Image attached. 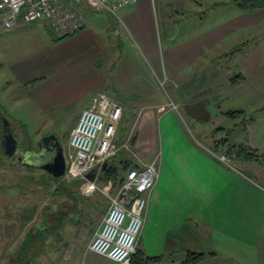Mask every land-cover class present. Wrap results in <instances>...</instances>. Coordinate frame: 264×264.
<instances>
[{"label": "rangeland", "instance_id": "374dc122", "mask_svg": "<svg viewBox=\"0 0 264 264\" xmlns=\"http://www.w3.org/2000/svg\"><path fill=\"white\" fill-rule=\"evenodd\" d=\"M215 2L150 0L160 58L172 40L170 28L176 32L173 39L182 35L190 39L220 22L229 14L228 10L237 11L233 7L208 10ZM82 8L88 30L98 41L94 45L90 37L52 40L42 22L26 24L11 32L0 29V106L6 107L11 102L12 108H7L11 128L17 130L20 143L36 151L41 136L52 132L68 151L70 133L85 100L96 92H106L97 91L103 86L102 81L111 84L116 97L132 91L127 95L130 98L140 93L138 88L144 80L147 91L140 95L138 108L147 98L158 97L177 106L156 118V127L161 126L162 130L158 142L150 148L130 144V139L136 136V130L130 128L129 146L123 156L140 166L157 160L163 191L155 208L156 218L153 208L150 212L145 236L152 231L159 234L174 214L177 223L171 231L172 242L176 244L174 254H170L172 260L186 257L191 251L204 255L198 264H264V20L250 34L230 38L222 45V52H213L215 55L211 54L201 67L192 68L189 76L173 80L169 76L165 79L161 67L157 70L137 35L124 27V30L117 28L120 23L115 16L117 24L112 34L109 13L88 6ZM196 13L202 14L201 18L195 17ZM258 15L263 17L264 12ZM47 29L58 38L51 28ZM15 63L16 66L25 63L22 69L32 77L18 79L16 74H22V70L11 73L9 69ZM240 73L244 81L237 85L238 93H224L230 86L229 79ZM22 80L28 81L27 84L13 85L9 97L23 98L28 92L29 96L52 99L57 106L38 113L33 108H20L21 102L10 100L6 104L5 98H9L4 93L6 84ZM43 91L47 95H41ZM131 110L135 122L137 109ZM240 110L245 119L225 114ZM18 122L22 127H18ZM222 139L238 148L258 149V158L248 162L225 156L223 144L216 143ZM216 146L220 152L214 153ZM23 149L18 150L19 156ZM43 163L39 161L35 163L37 167L27 169L15 156L8 157L0 150V233L1 239H7L0 248V264H8L17 255L29 232L37 235L42 231L46 235L41 234L34 241L37 264H108L106 258L89 251L88 245L108 210L109 197L116 194L119 186L110 180L99 181L98 175L94 192L85 195L81 189L83 181L75 186L81 179L61 177L59 182L54 181L39 168ZM213 164L222 174L223 182L211 172ZM126 172L127 169L124 175ZM225 175L233 176L234 181L235 176L240 178L241 195L231 199L232 205L226 208L225 196L230 192L236 195V191ZM68 192L76 193L75 201ZM175 197L182 203L167 214ZM55 218L59 221L54 224ZM152 220L159 225L150 230ZM52 227L54 230H49ZM227 234L235 239H228ZM164 249V254H168L171 246Z\"/></svg>", "mask_w": 264, "mask_h": 264}, {"label": "built area", "instance_id": "2783aa9c", "mask_svg": "<svg viewBox=\"0 0 264 264\" xmlns=\"http://www.w3.org/2000/svg\"><path fill=\"white\" fill-rule=\"evenodd\" d=\"M139 0H0V29L10 30L19 19L25 24L46 21L59 39L85 28L82 7L117 15L118 11L136 5ZM177 106L170 100L156 108L163 114ZM123 117L122 106L106 92L95 93L80 112L69 138L65 178L81 179V189L90 195L104 163L115 157L121 147L116 143ZM129 141L122 145L128 149ZM223 160V158H222ZM157 160L130 168L110 203L101 225L95 231L88 250L110 264H130L141 235L148 196L158 179ZM87 175H90L87 178Z\"/></svg>", "mask_w": 264, "mask_h": 264}, {"label": "crops", "instance_id": "0c3cea01", "mask_svg": "<svg viewBox=\"0 0 264 264\" xmlns=\"http://www.w3.org/2000/svg\"><path fill=\"white\" fill-rule=\"evenodd\" d=\"M164 1H167V0H164ZM216 2H219V0H216ZM221 2H223V1H221ZM232 9H236V8H232ZM261 12H264V10H261L259 12H255L252 14H243V13L238 12V10L233 11V12L228 10L229 14L226 16H223L222 20L220 22H218L214 25H211L204 33H201L198 36H192V38H190V39L183 38V35L181 36V38H178V40L173 39L176 32H174V30L170 28L168 31L173 32L172 33V40H169L168 45H167V49L165 50V52H162L161 58L159 56L157 43L155 42L156 37H155V32H154V23H153V18H152V7L150 5V0H139V2L136 5H130V6H127L123 9L119 10L116 16L109 13L111 15L110 18H111V24H112V25H110L111 27L109 28V33L112 32V34H113V32L115 31L114 29L116 28V24H117V23H115V21L113 19V16H115V18L118 19L119 23H120V24H117V26H118L117 28L120 27L121 30H124V28L128 29L131 32H133L135 35H137L138 41L144 46L145 51L154 60V64L156 65V68H158L157 70H160V67H161V70L164 74L165 79L166 78L168 79V76H169L170 79L175 80L177 78H183V77L189 76L190 75L189 71L194 67H199V66L201 67L204 63H206L208 61L209 58L212 57L211 54L215 55L219 52H222V50H221L222 45L229 42L230 38H234L235 36H238V38H239V37H241L240 35H242V34L243 35L244 34H250L251 32L255 31V27L257 25H260L262 23V21L264 20V16L262 17V16L258 15ZM83 15H84V13H83ZM84 17H86V16H84ZM200 18H201V16H200ZM38 22H42V25L44 26L45 30L47 32L49 31V29H47L48 25H47L46 21H38ZM85 24H86V26L84 29H82L81 31H79V32L75 33L74 35H71L67 38H70V37L73 38L74 37L75 39H78V38H84V37L89 38L90 37V43L92 45H94L93 43L98 42V41H96L95 34H92V35L90 34L91 30H88V23H87L86 18H85ZM21 26L24 27L27 25L24 24V22L19 19L17 24L15 25V27L10 29V30H7V31L11 32L12 30H15ZM48 35L50 36V38L52 40H56L54 38L53 34L50 35L48 33ZM170 36H171V33H170ZM93 47H95V46H93ZM213 52H216V53L214 54ZM160 59L162 60L161 65H160ZM17 62H21V61H17ZM24 64L20 65V66H16V63H15V65L13 67L9 68L11 73L12 72L13 73L19 72L17 69L22 70V71H20L22 74H16L18 79H24V77L27 78L28 76L32 77L30 73H26V70L22 69ZM11 76H14V75H11ZM243 81L244 80H242L240 83H238L236 85L229 83L231 86V89H230V86H228L227 87L228 90H226L224 93H226L227 91H228V93H230L232 95L238 93V91H237L238 86L237 85L240 86L241 84H243ZM27 82L28 81H23V80L20 82H17V83L8 82L5 86V88L7 90H4V93H6L5 96L6 97L11 96V94H9V88H11L13 85H14V87H16V86L19 87V85L21 86V84L26 85ZM102 84H103V86L97 91H101V90L104 91L105 90L106 93L108 95H110V97L114 101L119 103L123 108V116H127L128 118L133 119V114H132L131 109H134V107H135V109H137V113L134 116V118H136L135 122H133L134 127H131V131L134 132L136 130V136H135L136 148L142 147V145H146L147 147L150 148L153 144L155 145L156 141L158 142V133L161 135V130H162L161 126L156 127V124H155L156 118L160 117V115L162 116L164 114V113L163 114L157 113L156 108L160 105H165L166 103L162 102L160 97L156 98V100L153 98H147L146 100H144V103L138 108L136 103H137V101H140L139 98L142 97L140 95L144 94L145 91H147V89L145 88L144 80H142L141 87L138 88V91L140 93H137L136 97H130V98H128L127 95L131 94L132 91H129V92L126 91L127 93L121 92L120 95L118 97H116V95L113 93L114 90L111 87L110 83H108L106 81H102ZM174 85L176 86L178 84L175 83ZM111 91H112V93H111ZM42 94L47 95V92L43 91V92H41V95ZM94 94H92L88 100H85V102H84L85 104L82 106L80 112L88 105L91 97ZM5 100H6V104H7V102H10V100H13L12 103L21 102V105H19L20 108H23V109L26 108L28 110L33 108V109L37 110L38 113H42V112L46 113L49 109L53 110L52 107L57 106L55 101H51L52 99H47V98H44L41 96L39 97L37 95L29 96L28 92L24 93L23 98L9 97L7 99L5 98ZM132 104H133V106H132ZM10 107L12 108L11 102L9 104H7L6 107L3 105L0 106V114H2V116L4 115V119L7 120L8 124H9L8 126L11 128L13 124L10 120L11 116L8 114V112H9L8 109ZM0 117H1V115H0ZM18 127H22V124H20L19 122H18ZM11 129L15 134L17 133L16 132L17 130L15 128L14 129L11 128ZM17 140L19 141L18 135H17ZM20 144L23 146V143H20ZM20 144H18V147ZM0 146H1V143H0ZM26 147L30 149V145L29 146L27 145ZM68 148H69V143H68ZM1 150L3 152L2 146H1ZM68 151H69V149H68ZM68 151H67V149H66V152L64 150L65 156L68 153ZM19 163L26 166L21 161ZM212 167H213V171H211V172L215 174L214 177L218 178L219 180H222L221 182H223L224 180L222 178V174L219 173L216 165L213 164ZM227 168H229V167H227ZM158 170H159V168H158ZM225 176L230 178V179H228V181L230 180L229 185L231 188L233 187L236 191V195H233L232 192H230V194L228 193V195L225 196L226 199L223 203V206L226 208V206H228V204L232 205L231 199H236L237 197L239 198V197H241V195H240L239 190H238V182H239L240 178L235 176V181H234L233 176H231V175H225ZM211 180H213V178H211ZM161 181H162L161 175L159 173L155 187L153 188L152 192L148 196V206H147V211L145 214L144 225H143V229H142L143 231L141 232V235L139 237L137 247L140 248L144 252V254L147 256L148 255L149 256L162 255L163 256L162 259L157 264H161L164 262L166 264H175V263H177V261H180L179 264H184V259H185L184 256H180L179 258H176L175 260H172L170 258V254H174V252H175V246L173 247L174 242H172L173 233H171V231L175 228V224L177 223L175 220L174 214H173L172 218H170V216H169L168 222L164 223L163 227L160 229L159 234H156V232L152 231V232H149L145 236V230H147L146 225H147L148 219L150 218V212L152 214V208H153V217L156 218V212L157 211L155 208H156L157 204H159V201L161 198L160 195L163 191V187H162L163 185H162ZM160 184H161V186H160ZM159 188L161 189V192L159 190L157 191V189H159ZM244 192L246 193V191H244ZM245 193H243L242 197H245ZM189 195L194 198L193 194H189ZM179 197H175L174 200L171 201L172 207L171 206L168 207L167 214L170 213V210L174 211L175 208L178 206L179 202L182 203L180 201ZM253 198H254V195H253ZM158 216H159V214H158ZM180 221H181V219L179 218V222ZM152 223L153 224L151 225L150 230L155 229L159 225L158 222L157 223H156V221L153 222V220H152ZM201 223H204V221L201 220ZM0 225H1V223H0ZM195 236H196V234H195ZM227 236H228V239L232 238L230 236V234H227ZM232 239H235V238H232ZM6 240L7 239H1V233H0V248H1V246H4L7 243ZM174 241H175V239H174ZM229 243L230 242H228L227 244H229ZM169 245L171 246V250H168V254H164V251H166L164 248L166 246H169ZM174 245H176V244H174ZM181 246H182V244L180 245V247ZM166 259H168V260L166 261ZM106 260L108 261V259H106ZM0 261H1V250H0ZM108 264H110V261H108Z\"/></svg>", "mask_w": 264, "mask_h": 264}, {"label": "trees", "instance_id": "16d2710c", "mask_svg": "<svg viewBox=\"0 0 264 264\" xmlns=\"http://www.w3.org/2000/svg\"><path fill=\"white\" fill-rule=\"evenodd\" d=\"M211 6L208 8V10H217L219 8H236L240 13L243 14H252L255 12H259L261 10H264V0H230V1H223V2H215L213 4H210ZM200 13V12H199ZM197 14L195 17H200L202 14ZM189 17V16H188ZM22 20V19H20ZM25 24V23H24ZM34 24V23H33ZM48 33L50 35H52V32ZM56 39V38H55ZM64 39V38H61ZM61 39H56V40H61ZM242 80H244V77L240 74L233 76L232 78L229 79V83L236 85L238 83H240ZM228 116H231L232 118H235L237 116H243L244 117V112L243 111H232V112H227L225 113ZM0 141H1V134H2V129H3V119H4V115L2 116V114H0ZM132 119L128 118L127 116H123L120 126L117 130V140L116 143L119 147H121V149L119 150V152L117 153V155L113 158H111L108 161L107 166L102 169L99 173V181L102 182H108L113 181L114 185H118V189L120 188V186L122 185V183L125 180V176L126 173L124 175V170L127 169V171L132 168V167H139V165L135 164L134 162H131L129 160H127L126 158L123 159V156H125V154L127 153V149L122 148V145L125 144L130 138H129V132H130V128L132 126ZM130 144H134L135 143V137L130 139ZM222 142V143H221ZM1 143V142H0ZM216 143H220L223 144L225 152V156L232 158L234 160L237 161H255L256 158H258V149H245V148H238V146L234 145V144H229L222 139L220 142L217 141ZM215 143V144H216ZM0 150H1V146H0ZM222 150V149H221ZM2 151V150H1ZM213 152H220V147H215L213 149ZM223 154V155H224ZM116 163H123L122 166H116ZM24 166V165H23ZM27 167V169L31 168L29 166H25ZM52 179L54 181H58L60 180V178H53ZM97 181V180H96ZM80 183L82 184V180H77L75 182V186H80ZM67 187V186H66ZM65 189L63 186L61 187V189ZM59 189V191L61 190ZM71 194V200H76L77 196L76 193H70ZM70 198V197H68ZM74 205H76V202L74 203ZM73 213H75V208L72 210ZM60 214V213H57ZM58 218L54 219V224L58 221ZM57 226V225H56ZM49 230H54V227H52ZM41 231V230H39ZM41 234L46 235V233H43V231L41 232ZM40 233H38L37 235H34L33 233L29 232L25 239L23 240L22 245L19 247L18 252L16 253L17 255H15V257L13 259H11V261L8 264H37L36 262V258H38V255L36 256L35 253V244L34 241L37 239V237L41 236ZM34 239V240H33ZM162 255H156V256H147L144 254V252L137 247L136 253L132 256V261L131 264H157L161 259H162ZM204 259V255L202 253H194L189 251V253L186 255L185 259H184V264H198L199 262H201Z\"/></svg>", "mask_w": 264, "mask_h": 264}, {"label": "water", "instance_id": "95a60500", "mask_svg": "<svg viewBox=\"0 0 264 264\" xmlns=\"http://www.w3.org/2000/svg\"><path fill=\"white\" fill-rule=\"evenodd\" d=\"M3 141L1 142L2 147H4V153L8 157H12L15 154H17V135L10 131L9 124L7 120L3 119ZM55 144H53L54 147H56L55 155L51 159V161L47 164L41 165V169H43L45 172L50 174L53 178H61L63 177L65 170H66V158L64 149L61 146V143L59 142L58 137L53 136ZM51 136L47 138H43L42 141L50 139ZM30 157V154L29 156ZM18 162H22L25 165H30V162L28 161H22L21 156L17 158ZM107 166V163H104L102 166V169H104ZM90 175H87V178H89Z\"/></svg>", "mask_w": 264, "mask_h": 264}, {"label": "flooded vegetation", "instance_id": "af4514ba", "mask_svg": "<svg viewBox=\"0 0 264 264\" xmlns=\"http://www.w3.org/2000/svg\"><path fill=\"white\" fill-rule=\"evenodd\" d=\"M10 131L13 132L11 128H10ZM49 136H51L50 139L42 141L43 138H47ZM53 136H56V134L55 133H47V134L41 136L39 141L36 143V149H35L36 151H31L29 148L22 146L20 144V142L18 141V144H20V145H19V147L17 145V147H18L17 151L20 150L21 147L24 148L23 150H21L22 152L20 151V153H19L21 158H22V161H28L31 163L30 165H26V166H29L31 168H35V167H37V165L35 166V163H37L39 161H43L44 162L43 164H47L51 161V159L55 155V150H56V147L53 146V144H55ZM2 141H3V130H2V134H1V142ZM3 152H4V149H3ZM18 152H17V154L14 155L16 157V159L19 157ZM29 154H30V157H28Z\"/></svg>", "mask_w": 264, "mask_h": 264}]
</instances>
